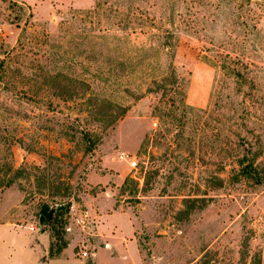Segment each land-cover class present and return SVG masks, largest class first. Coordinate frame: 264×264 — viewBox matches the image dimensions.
<instances>
[{
    "label": "rangeland",
    "instance_id": "obj_1",
    "mask_svg": "<svg viewBox=\"0 0 264 264\" xmlns=\"http://www.w3.org/2000/svg\"><path fill=\"white\" fill-rule=\"evenodd\" d=\"M90 209L141 264H264V0H0V264H89Z\"/></svg>",
    "mask_w": 264,
    "mask_h": 264
},
{
    "label": "crops",
    "instance_id": "obj_2",
    "mask_svg": "<svg viewBox=\"0 0 264 264\" xmlns=\"http://www.w3.org/2000/svg\"><path fill=\"white\" fill-rule=\"evenodd\" d=\"M92 179L97 182L98 176L90 173L89 180ZM104 203H99V205L105 208L108 202ZM96 208L98 209V201ZM90 212L96 222V229L93 233L96 238L93 242H90V258L84 257L79 259V261H85V258H89V264H141L144 253L136 236L138 230L136 218L122 214L117 210L113 214L102 215H98L92 209L88 211V213ZM43 254L44 250L40 252L39 256ZM65 259L67 257L62 253L58 257L51 259L49 264H53L55 261H64Z\"/></svg>",
    "mask_w": 264,
    "mask_h": 264
},
{
    "label": "trees",
    "instance_id": "obj_3",
    "mask_svg": "<svg viewBox=\"0 0 264 264\" xmlns=\"http://www.w3.org/2000/svg\"><path fill=\"white\" fill-rule=\"evenodd\" d=\"M101 6V1H98V7ZM141 27V26H140ZM171 47V45L167 46V48ZM169 76H166L164 78V81H167ZM125 113V112H124ZM239 165H241V171L242 173H244L245 175L246 174H250L253 170H254V167H253V161L249 162L248 164L244 165L243 162L240 163L238 162ZM71 205L68 204V208L70 207ZM54 210L49 208L46 204L42 206V215L43 217L41 218V220L43 221V223L51 217V215L53 214Z\"/></svg>",
    "mask_w": 264,
    "mask_h": 264
},
{
    "label": "built area",
    "instance_id": "obj_4",
    "mask_svg": "<svg viewBox=\"0 0 264 264\" xmlns=\"http://www.w3.org/2000/svg\"><path fill=\"white\" fill-rule=\"evenodd\" d=\"M119 159L120 160H127L129 162V165H130L131 168H136L138 166V161H137L136 157L135 156H131L128 153L121 152L119 154ZM74 210H75V206L74 205L70 206V213H73ZM75 220L77 221V223L85 224V220L84 219L76 217ZM81 255H82V257H90L91 253H90L89 250H82Z\"/></svg>",
    "mask_w": 264,
    "mask_h": 264
},
{
    "label": "water",
    "instance_id": "obj_5",
    "mask_svg": "<svg viewBox=\"0 0 264 264\" xmlns=\"http://www.w3.org/2000/svg\"><path fill=\"white\" fill-rule=\"evenodd\" d=\"M42 223H43V221H42Z\"/></svg>",
    "mask_w": 264,
    "mask_h": 264
}]
</instances>
